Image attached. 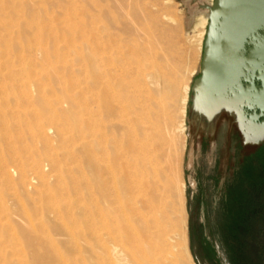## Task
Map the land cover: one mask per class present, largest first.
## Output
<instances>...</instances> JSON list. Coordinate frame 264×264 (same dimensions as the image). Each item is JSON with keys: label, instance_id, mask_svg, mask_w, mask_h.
Wrapping results in <instances>:
<instances>
[{"label": "rangeland", "instance_id": "1", "mask_svg": "<svg viewBox=\"0 0 264 264\" xmlns=\"http://www.w3.org/2000/svg\"><path fill=\"white\" fill-rule=\"evenodd\" d=\"M212 3L0 0V123L7 120L11 131L4 137L0 127V161L9 170L0 171V249H25L28 259L60 249L70 264H118L113 250L123 246L117 237L128 222L129 89L126 81L100 77L94 57L96 43L108 45L106 37L105 44L98 40L99 27L137 17L139 43L129 46L147 53L142 70L152 72L164 61L174 69L177 93L159 124L165 138L159 161L173 180L167 224L174 249L180 252L183 225L176 187L184 184L195 263L264 264V138L254 142L240 136L231 113L209 118L194 106L191 88L200 75L207 29L199 22ZM146 88L155 89L153 84ZM44 99L55 101V107L47 109ZM54 112L75 114L86 130L76 142L77 162L64 168L66 181L77 180L76 192L50 196L37 177L42 172L52 188L59 186L50 155L63 157L62 139L55 125L46 124L47 140L33 138L28 127L37 113L49 117ZM80 147L91 153L87 165ZM240 234L247 257L237 241ZM49 260L60 264L54 256Z\"/></svg>", "mask_w": 264, "mask_h": 264}, {"label": "bare ground", "instance_id": "2", "mask_svg": "<svg viewBox=\"0 0 264 264\" xmlns=\"http://www.w3.org/2000/svg\"><path fill=\"white\" fill-rule=\"evenodd\" d=\"M199 23L202 28L206 27L208 16L202 17ZM139 24L137 17H131L115 25L99 27L97 29L98 40H102L103 42L102 38L106 37L108 39L106 47L105 45L96 43L99 47L96 51L97 55L94 58L96 60L98 56L96 64L99 76H111L117 78L119 82H127L126 88L129 89V112L127 114L131 116V123L129 124L132 127V133L128 138V154L130 157L128 156L129 166L126 174L125 189L128 197L126 205L128 222L117 237V239L124 242L123 244L121 242L123 246L121 248L115 246L113 253L117 255L118 264H196L188 244L184 184L176 187V198L179 205L180 218L183 222L181 226L182 245L179 252L177 249H174V234L171 225L167 224V219H170V204L168 200L171 199L172 195L170 193L173 192L172 173L168 172L159 161V152L165 144V138L160 132L159 124L161 118L166 115V110L171 104L170 101L177 93L176 84L171 80V77L174 75V69L167 61H164L158 64L157 68L152 72L145 73L142 70L141 65L147 58V53L142 50H140L141 52H137L129 46L139 36ZM204 33L205 30L203 29L200 35L204 36ZM98 42L100 43L101 41ZM105 43L106 40L102 44ZM136 43H139V41H135ZM139 45L141 46V44ZM106 53H109L107 60L104 57ZM156 54V57L159 58L158 52ZM104 80L107 81V78ZM110 80L111 78L109 82H112ZM112 84L114 85V82ZM147 84H153L155 89L153 91L147 90ZM106 85H108V82ZM108 86H111V84ZM56 101L58 104H61L59 99ZM182 101L185 105L187 101L186 96L183 97ZM43 103L47 109L55 107V101L53 100L44 99ZM203 106V103L197 101L195 103V111L201 113L200 111L203 110ZM183 109L186 108L183 107ZM79 118L73 113L66 116L54 112L49 117L37 113L34 126L28 127L33 138L47 140L45 132L46 124L57 126L63 148L65 149L62 158L58 154L50 155L54 169L58 173L57 179L60 181L57 189L52 188L49 178L45 174L38 172L37 179L45 188L44 192L46 195L49 193L51 196V193L56 194L58 192L70 193L77 190V180L66 181L68 176L65 175L64 168L69 164L77 162L78 146L76 142L81 136L83 137L86 130L80 126ZM7 122V120L2 118L0 123L1 134L4 137H8V134L11 132ZM128 127L130 126L128 125ZM184 129H186L184 125H180V130L183 131ZM18 136L20 140L23 139L22 135ZM81 148H83L82 160L87 165L92 160L91 153H89L87 147ZM16 154L17 151L11 152V156L13 157ZM0 171L9 172L3 160L0 161ZM30 185L32 186V184ZM52 195L54 197V194ZM170 203L172 204V200ZM163 219L166 221L161 222ZM26 255L27 250L25 249H0V264H53L49 260L52 256L58 259L60 264H70L62 255L60 249H48L47 255L37 254L35 255V259H28ZM47 259V262L42 261Z\"/></svg>", "mask_w": 264, "mask_h": 264}, {"label": "water", "instance_id": "3", "mask_svg": "<svg viewBox=\"0 0 264 264\" xmlns=\"http://www.w3.org/2000/svg\"><path fill=\"white\" fill-rule=\"evenodd\" d=\"M191 89L201 113L234 112L246 137L264 138V0H213Z\"/></svg>", "mask_w": 264, "mask_h": 264}, {"label": "flooded vegetation", "instance_id": "4", "mask_svg": "<svg viewBox=\"0 0 264 264\" xmlns=\"http://www.w3.org/2000/svg\"><path fill=\"white\" fill-rule=\"evenodd\" d=\"M248 111V113H251L252 112V110H247ZM221 112H223L224 114H232V116H233V119H234V125L236 126V129H237V132H238V134L240 135V136H244V134H243V132L240 130V127H239V123H238V121H237V116L235 115V113L234 112H231V111H228V110H225V109H223ZM217 131V130H216Z\"/></svg>", "mask_w": 264, "mask_h": 264}, {"label": "trees", "instance_id": "5", "mask_svg": "<svg viewBox=\"0 0 264 264\" xmlns=\"http://www.w3.org/2000/svg\"><path fill=\"white\" fill-rule=\"evenodd\" d=\"M245 235H246V234H245ZM245 240H246V239H245L241 234H240V236H239L238 239H237V241L240 242L239 245H240L241 247H243V248H244V247L247 248L246 243H244ZM245 248L242 250V254H244V256L247 257V256L249 255V253L245 250Z\"/></svg>", "mask_w": 264, "mask_h": 264}]
</instances>
